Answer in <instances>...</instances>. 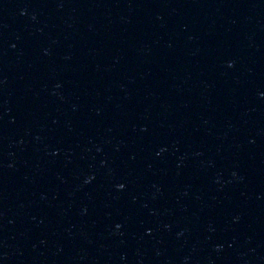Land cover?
I'll use <instances>...</instances> for the list:
<instances>
[{
  "label": "water",
  "instance_id": "water-1",
  "mask_svg": "<svg viewBox=\"0 0 264 264\" xmlns=\"http://www.w3.org/2000/svg\"><path fill=\"white\" fill-rule=\"evenodd\" d=\"M0 264H264V0H0Z\"/></svg>",
  "mask_w": 264,
  "mask_h": 264
},
{
  "label": "snow or ice",
  "instance_id": "snow-or-ice-1",
  "mask_svg": "<svg viewBox=\"0 0 264 264\" xmlns=\"http://www.w3.org/2000/svg\"><path fill=\"white\" fill-rule=\"evenodd\" d=\"M121 187L123 188V187H124V185H123V184H121Z\"/></svg>",
  "mask_w": 264,
  "mask_h": 264
},
{
  "label": "clouds",
  "instance_id": "clouds-1",
  "mask_svg": "<svg viewBox=\"0 0 264 264\" xmlns=\"http://www.w3.org/2000/svg\"><path fill=\"white\" fill-rule=\"evenodd\" d=\"M119 187H121V185H119ZM122 188V187H121Z\"/></svg>",
  "mask_w": 264,
  "mask_h": 264
}]
</instances>
